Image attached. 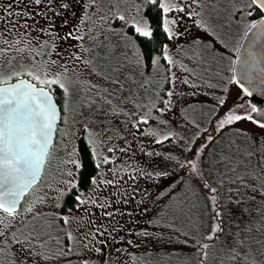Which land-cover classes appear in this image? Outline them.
<instances>
[{
	"label": "snow or ice",
	"instance_id": "1",
	"mask_svg": "<svg viewBox=\"0 0 264 264\" xmlns=\"http://www.w3.org/2000/svg\"><path fill=\"white\" fill-rule=\"evenodd\" d=\"M33 3L40 5L41 0H33ZM46 3L51 6L52 17L62 15V23L70 26L64 39L79 41L80 50L70 54L67 60L59 62L50 60L53 66L59 63L58 69L45 67L41 72L35 66L22 65L19 71L12 69L9 73L0 74V236L5 237L2 242L6 245L5 248H0V253L15 255L18 247L24 264H31L30 258H35L36 264H41L42 261L52 259L49 255L51 252L49 243L53 240H56L57 244L61 243L59 238L53 235L54 231L63 232L68 240V244L61 248L57 255L63 254L64 251L72 252L75 238L71 224L73 220L83 219L78 213L73 214V208L88 215L89 208L83 207L85 203L89 207L98 204V200L91 196L85 197V190L80 187L82 181L78 175H74L78 169L83 168L78 147L73 148L70 154L76 158L65 160L66 164L75 165L64 170L67 179L61 176L55 186L48 185L53 197L51 200L42 198L47 194L32 195L31 199L24 200L25 195L31 194L33 186L38 183V176L42 173L52 150V133L60 112L52 87L55 85L62 93L63 122L65 125L69 123L73 126L78 125L84 130L81 136L86 140V147L97 169L101 160L108 163L116 159L115 148L108 149L113 155H103L97 152V143L110 141L112 139L110 134L114 131L121 138L131 136L133 133L128 132L129 125L133 129H139L142 123L147 125L150 119L157 122V127H146L144 132L154 143L169 141V138L177 142L182 140L183 150L191 152V156H185L183 159L171 153L164 155L175 168L183 170L187 177L183 180L181 191L192 192L197 203L203 201L204 212L210 213L208 229L201 233L199 224H194L195 231H181L175 228L174 224L159 217L150 223L162 230L164 228L173 230L179 237H183L182 242L195 247L197 254L202 257L201 264L207 261L210 248H215L216 254L220 257L217 264H264V207L252 203L257 195L264 201V132L254 134L245 128L229 131L231 126L242 119L253 120L264 128V109L258 111L257 105L251 104L252 112H257L259 117L254 118L248 111L235 110L243 106L241 102L217 114V109L225 104L226 97H216L214 108H209L205 112L203 109L207 105H200L202 114L209 117L207 121L211 127L209 132L208 127H202V123L188 113V109H194L196 104H185L180 110L179 126L183 129L187 126L185 124L187 121V124L196 130L190 136H182L175 127H167L170 121L164 117L165 113H172L175 107L174 95L182 94L175 92L177 78L171 71L174 61L169 55V44H161V52L150 55L148 59L153 69L160 65L161 59L166 61L167 67L164 69L165 76L162 80L163 83H171L172 87L164 89L163 84L158 82L156 87L152 88L147 77L138 84L135 72L123 71L125 63L113 55L116 45L110 40L109 35L105 34H119L125 41L124 48H130L132 54L137 57L136 60H131L127 56L123 59L128 64H140L143 52L138 46L137 37L153 38L157 28L162 29L169 40L179 37L178 23L182 19L179 13L192 18L190 23L216 37L214 27L205 19L204 0H189L187 3L183 0H141L135 6V15H125L119 2L111 6L103 0H55V2L46 0ZM11 8V4L7 7L0 4V10L9 17L13 16ZM149 8L156 9L154 17L140 14L142 9ZM227 10L229 15L224 23L229 27L233 23L243 24L240 41L230 51L240 53L245 39L252 43L259 41L264 45V0H234ZM34 14L24 12L25 16ZM19 15L20 10L17 9L16 16ZM253 16L255 18H251ZM3 19L4 17L0 16V20ZM116 21L120 22L119 28L115 26ZM18 25L26 26L27 21L17 20L16 24L9 21L5 31L11 29L13 43L20 47L9 46L8 40L5 39L3 43L6 47L0 51L23 52L26 40L21 39L20 33L17 32ZM128 29H131V32ZM23 35L27 37L28 32H24ZM193 43L202 46L201 50L213 47L210 41L199 37ZM43 44L45 48L49 47L48 41H44ZM50 47L55 51L56 44L51 43ZM85 53L88 55L85 56ZM219 55L221 60L229 59L230 75L223 76L219 85L207 82V87L218 86L226 93L228 89L224 82L228 84L235 82L243 93L251 95V87L255 86L257 77L250 71V53L246 52L241 66V75L248 86L237 78L236 60L227 57L225 53ZM67 65H71L77 72L88 68L87 77L81 79L80 76H76L73 79ZM77 65L80 67L77 68ZM180 66L185 68L183 63ZM192 75L197 76L195 72H192ZM183 83L194 90L191 94L195 96L205 81L203 75H200L196 79L185 78ZM144 84H149L156 93L155 99L148 96L141 99L137 88L132 87L138 85L139 88H143ZM158 89L163 90L165 96H160ZM116 117L122 118L120 123L124 128L123 132L112 125V119ZM97 124L103 126L102 129L90 127ZM159 125L165 126L163 131ZM62 132L64 136L74 135L71 128ZM103 133L109 135L100 140L99 136ZM123 144L124 147L120 151L131 149L127 139L123 140ZM209 145L212 147L209 148ZM148 155L157 153L148 150ZM133 172L135 175L132 179H135V176L153 178L169 174L155 168H137L133 169ZM113 177L112 180H108L102 176L98 179L97 175H91L82 179L92 186L87 189L91 193L99 189L100 184L116 183L114 172ZM178 183L179 181L174 183L168 193H159L160 196H167L174 201L171 205L173 219L179 215H188L191 211L184 202H175L174 189ZM135 191L133 190V195ZM69 194L73 196L74 205L73 208L64 211L63 201ZM143 194L148 197L146 191ZM110 203L111 201L105 198V202L99 204V207L107 208ZM44 206H47V210H44ZM191 207H196V204ZM105 215L111 216L112 213L107 212ZM197 219L199 220V217ZM103 229V225L89 229L88 235L95 237ZM88 235L83 238L84 246L95 247L93 241L88 239ZM144 235L148 233L145 232ZM159 235L163 236V231ZM129 243L132 241L129 240ZM95 251L99 252L101 249L95 248ZM12 264L17 262L13 260ZM84 264H88L87 260Z\"/></svg>",
	"mask_w": 264,
	"mask_h": 264
},
{
	"label": "rangeland",
	"instance_id": "2",
	"mask_svg": "<svg viewBox=\"0 0 264 264\" xmlns=\"http://www.w3.org/2000/svg\"><path fill=\"white\" fill-rule=\"evenodd\" d=\"M103 2L109 4V6L119 2L125 15H135V6L141 0H103ZM183 2L187 3L189 0H183ZM233 2L234 0H204L206 5L204 9L206 13L205 19L210 21L214 27L217 33L216 37L211 36L204 29H200L195 24L190 23V19L192 18L179 13L182 17L178 23L180 36L171 40L168 39L167 41L169 44V55L172 56L174 61L171 71L177 78L175 80V92L182 94L174 95L175 107L172 113H165L164 117L170 121L167 127H175V130L180 132L182 136H190L196 130L192 125L187 124V121H185L187 126L183 129L179 126L181 118L180 110L185 104H196L194 109H188V113L194 116L198 122H201L202 127H208L209 132L211 131V127L207 123L209 117L202 114L200 105H207L203 109L206 112L209 108L215 107L216 97H226L225 104L217 109V114L223 113L226 109L232 107L233 104H240L241 102L243 106L235 109L236 111H248L250 115L253 113L251 104L244 98L247 95L243 93L242 89L235 82L231 84H228L226 81L224 82L228 89L226 93L218 86L207 87V82L210 81L213 85H219L222 82L221 78L223 76L230 75L228 71L231 67L229 59L225 58L221 60L219 54L225 53L227 57L234 59L236 52L230 51V49L240 41L243 32V24L237 25L233 23L229 27L228 24L224 23L229 15L228 6ZM0 4L4 5V7L11 4V11L13 12V16L9 17L7 13L0 10V16L4 17L3 20H0V49L6 47L3 43L5 39L8 40L9 46L13 48L20 47L13 43L14 36L11 34V29L9 28L5 31L6 24L9 21L12 24H16L17 20L27 21L26 26H17V32L20 33L21 39L26 40L23 52L0 51V74L9 73L12 69L19 71L22 65L35 66L41 72L45 67H56L58 69L59 63L53 66L50 60L64 61L69 58L70 54L80 50L79 41L64 39L65 33L69 30L70 26L62 23V15L58 14L52 17L51 6L46 3V0H41L40 5H35L33 0H0ZM17 9L20 10L19 16H16ZM25 11L34 12L35 14L25 16ZM140 14H145V10L142 9ZM237 19H239L238 16ZM115 26L119 28L120 22L116 21ZM128 31L131 32V29H128ZM24 32H28L27 37H24ZM105 34L109 35L110 40L116 45L113 55L125 63L123 71L135 72L138 84L142 83L147 77L152 88H155L158 82L163 84L164 89L172 87L171 83H163L162 80L165 76L164 69L167 67L166 61L161 60L160 65L155 69L152 66L150 68L145 67L146 64L143 56L141 57L142 62L140 64H128L123 57L127 56L131 60H136L137 58L132 54V50L124 48L125 41L121 39L119 34ZM198 37L210 41L213 47L208 50H201L202 46H197L193 43ZM44 41L49 42L48 48L44 47ZM51 43L56 44L55 51L51 50ZM193 53H196V55L194 56ZM87 55L85 53V56ZM181 63L185 65V68L180 66ZM67 66L73 79L76 76H80L81 79L87 77L88 68H83L80 72H77L71 65ZM79 67L77 65V68ZM186 69H190L191 71H186ZM192 72H195L197 76L203 75L205 81V83L200 85L201 90L195 96L191 94L194 90L183 83V79L185 78H197V76L192 75ZM132 87L137 88L141 99L144 96L152 99L156 98V93L152 91L149 84H144L143 88H139L138 85H132ZM158 91L160 96H165L163 90L158 89ZM62 108L63 102L60 104L61 119L57 128L55 142L45 165L43 176L40 182L32 188V193L28 194L25 200L31 199L32 195L42 194H47L46 196H42V198L51 200L53 197L48 185L55 186L61 176L67 179L64 170L75 167L73 164H66L65 160L76 158L70 154L73 148L78 147L79 139L82 137L81 133L84 130L79 128L78 125H71V123L65 125ZM121 120V117L112 119V125L120 132H123L124 128L120 123ZM90 127L102 129L103 126L97 124L90 125ZM146 127H157V122L154 119H150L147 125L142 123L139 129H133L129 125L128 132L133 133V135L121 138L114 131L110 134L112 136L110 141L97 143V152L103 155H113L108 149H116L115 160H110L108 163H104L101 160L100 167L96 172L98 179L102 176L104 179L112 180L114 172L117 182L107 185L100 184L99 189L91 193L87 190L84 192L85 197L91 196L93 199L98 200V204L89 207L85 203L83 207L89 208L88 215H85L84 212L78 209L73 210L74 215L78 213L83 219L73 220L71 224L75 238L72 252L64 251L63 254L57 255L60 249L65 247V237L63 232L54 231L53 235L58 237L61 243L57 244L56 240L49 243V247L51 248L49 255L52 259L42 261L41 264H84L85 260H87L88 264H200L201 258L197 254L196 248L183 243V237H179L173 230L168 228L162 230L153 223H150V221H154L159 217L174 224L175 228L181 231H195L193 228L194 224H199V231L201 233L208 229L210 213L204 212L202 208L203 201L201 200L200 203H197V199L193 198L192 192L181 191L183 180H186L187 177L183 174V170L175 168L172 162L167 160L164 155L165 153H171L183 159L185 156H191V152L183 150L182 140L177 142L171 141V138H169V141L154 143L152 138L144 132ZM159 127L163 131L165 126L159 125ZM69 128H71L74 135L64 136L62 130L68 131ZM236 128L249 129L254 134L264 132V128L248 119L236 122L229 128V131H235ZM136 133L139 134L137 135ZM108 135L109 133H103L99 136V139L103 140ZM202 135L204 134L202 133ZM124 139L128 140L131 149L120 151L124 147ZM141 141L143 143H140ZM197 143H199V138H197ZM211 147L212 145H209V148ZM148 150L154 151L157 155H148ZM137 168H155L156 170L167 171L169 174L164 177L153 178L135 176V179H132L135 175L133 169ZM121 169L125 170L122 171ZM178 181L179 183L174 189L176 193L175 202H184L191 208V211L188 215H179L173 219L174 212L171 205L174 201L170 200L167 196H160L159 193H168L170 187ZM90 187L92 186L90 185ZM133 190H136L135 195L132 194ZM145 191L148 193V197L144 196L143 193ZM105 198L110 200L111 203L107 208L102 209L99 207V204L104 203ZM197 198H199V193H197ZM252 203L264 207V201L260 200L258 195ZM193 204H196V207H191ZM44 210H47V206H44ZM107 212H111L112 215H105ZM197 217H199V220ZM201 220L203 223H200ZM100 225L104 226L102 232L97 233L95 237L88 235L89 229H94ZM53 228H56L55 224ZM161 231L164 233L163 236L159 235ZM145 232L148 235H144ZM85 235H88V239L93 241L95 247L84 246L83 238ZM4 239L5 237L0 236V248L6 247L2 242ZM129 240L132 243H129ZM95 248H99L101 251L97 252ZM30 259L31 264H36L35 258ZM219 259L220 257L216 254V249L210 248L209 256L204 264H217ZM13 260L17 264H24L18 247L15 255L0 253V264H12Z\"/></svg>",
	"mask_w": 264,
	"mask_h": 264
},
{
	"label": "trees",
	"instance_id": "3",
	"mask_svg": "<svg viewBox=\"0 0 264 264\" xmlns=\"http://www.w3.org/2000/svg\"><path fill=\"white\" fill-rule=\"evenodd\" d=\"M155 13H156V9L149 8V9L145 10V14H147L150 18L154 17ZM251 18H255V16H253ZM167 41H168V38L166 37V35L163 33L162 29H160V28H157L155 30L153 38L137 37V43L143 52V57L145 60V64L147 65V68L151 67V63H150V60L148 59V57L150 55H156V54L160 53L161 52V48H160L161 44L167 43ZM161 60L163 61V59H161ZM52 87H53V90L55 91V94H56L55 95L56 101L60 106V104L62 102V99H61L62 93H61L60 89L58 88V86L54 85ZM78 148L80 150V156L82 158L83 168L78 169L76 175H78V178H80L82 181L80 184V187L86 191L90 187V184L87 181H84L82 178L85 176L96 175L97 168H96L94 160L91 157L90 151L86 147V140L83 137H81L79 139ZM26 198H27V196H26ZM73 205H74L73 196L71 194H69L64 198L62 210L67 211V209L73 208ZM74 209L75 208H73V210ZM67 243H68L67 239L64 238V244L66 245ZM200 258H201L200 259V264H201L202 257H200Z\"/></svg>",
	"mask_w": 264,
	"mask_h": 264
},
{
	"label": "water",
	"instance_id": "4",
	"mask_svg": "<svg viewBox=\"0 0 264 264\" xmlns=\"http://www.w3.org/2000/svg\"><path fill=\"white\" fill-rule=\"evenodd\" d=\"M246 52L250 53V57H249V59H250V65H249L250 71L252 73H254V75L257 77L255 86L251 87V95L247 94V98L251 104L257 105V109L259 111L260 109H264V83H262V82H264V45H262L259 41L252 43L251 41L245 39L244 44L241 46V52L236 53V56H235L236 65H235V67H236L237 78L239 80H241V83H245V85L248 86L247 81H245L241 75L242 60L245 58ZM252 116L254 118H259L257 112H253ZM60 117H61V112H59V117H58L57 122H56V127L54 128L53 133H52V145L55 141L56 130H57V126L60 122ZM43 172H44V168H43L42 173L38 176V183H39V181L43 175ZM36 185H34V186H36ZM27 195L28 194H26L25 197ZM25 197H24V199H25ZM22 203H23V201L21 202V205H22Z\"/></svg>",
	"mask_w": 264,
	"mask_h": 264
}]
</instances>
